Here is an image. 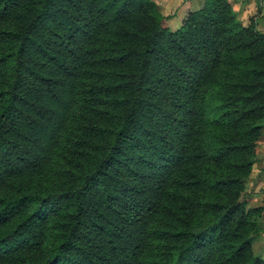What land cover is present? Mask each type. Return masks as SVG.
I'll list each match as a JSON object with an SVG mask.
<instances>
[{
    "label": "trees",
    "instance_id": "obj_1",
    "mask_svg": "<svg viewBox=\"0 0 264 264\" xmlns=\"http://www.w3.org/2000/svg\"><path fill=\"white\" fill-rule=\"evenodd\" d=\"M165 19L0 0V264H264V31L230 0Z\"/></svg>",
    "mask_w": 264,
    "mask_h": 264
},
{
    "label": "rangeland",
    "instance_id": "obj_2",
    "mask_svg": "<svg viewBox=\"0 0 264 264\" xmlns=\"http://www.w3.org/2000/svg\"><path fill=\"white\" fill-rule=\"evenodd\" d=\"M204 0H157L161 13L166 17L164 25L178 29L189 12L199 9ZM237 18L243 25L255 19L258 28L264 31V0H230ZM242 200L250 206L264 205V130L258 141L257 160L250 177L245 182ZM264 224V218L261 221ZM254 253L264 255V233L255 239Z\"/></svg>",
    "mask_w": 264,
    "mask_h": 264
},
{
    "label": "crops",
    "instance_id": "obj_3",
    "mask_svg": "<svg viewBox=\"0 0 264 264\" xmlns=\"http://www.w3.org/2000/svg\"><path fill=\"white\" fill-rule=\"evenodd\" d=\"M165 26H167V25H165ZM172 30V29H171Z\"/></svg>",
    "mask_w": 264,
    "mask_h": 264
}]
</instances>
